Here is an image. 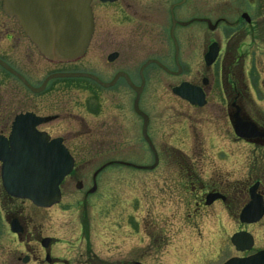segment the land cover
<instances>
[{"label": "flooded vegetation", "instance_id": "af4514ba", "mask_svg": "<svg viewBox=\"0 0 264 264\" xmlns=\"http://www.w3.org/2000/svg\"><path fill=\"white\" fill-rule=\"evenodd\" d=\"M4 1L0 0V139L9 143V146L17 119L24 117L21 131L45 134L50 142L61 139L70 150L69 139L66 134L57 135V126L70 120L71 116L75 120V114L71 115V110L59 111L62 99L53 92L57 90L60 94L82 90L87 95L84 109L89 115L97 117V120L91 122L84 117L77 119L76 124L88 128L86 139L91 146L105 147L112 141L105 132L112 129L117 133L122 129L121 111L125 110L141 120L140 142L150 149L143 134L144 119L134 107L136 88L141 89L139 110L148 118L146 133L150 143L155 149L168 148L170 154L181 156L183 151L171 141L178 136V132L167 131L161 135L160 140L151 133L150 126L154 117L151 111L155 107L154 100L159 101L160 97L154 89L161 87L170 95V86L162 80L164 75L166 79L171 78L177 82L173 89L183 83H190L205 95L206 103L203 107L194 106L176 96L190 110L197 111L196 116L191 118L181 115L183 121L195 117L198 125H210L212 118L219 120L222 123L220 135L227 141L246 144L264 154V120L252 118L246 104L251 96V85L246 73L248 56L244 50L249 46L245 45L248 37L259 42L254 44L256 48L262 47L264 0H87L90 2L93 19L92 38L85 54L68 63H56L45 58L21 28L17 18L5 11ZM213 45L217 46L218 55L216 61L209 66L205 58ZM139 53L148 54V59L141 65L138 61ZM148 61L158 62L160 65L153 63L143 70ZM192 62L195 64L194 68L189 66ZM77 75L85 77H57ZM104 99L110 102L105 105ZM112 109L115 113H110L107 118L105 113ZM203 111L207 116L198 117ZM236 116L244 122L253 123L262 137H238L234 128ZM190 132L188 127L179 134L180 139H183L181 144L185 147L192 142L193 134ZM197 136L195 140L198 142L204 138L199 134ZM198 148L195 146V152ZM168 157L176 160L170 155ZM181 157L189 158L184 154ZM198 160H203V157ZM258 160L264 161V157ZM262 167L264 171V162ZM1 169L0 163L2 186ZM192 178L184 177L181 180L185 188L192 187L190 192L196 194L204 185L201 177L200 180L194 178V182ZM187 180L190 182L186 184ZM260 186L257 193L264 201V191ZM216 194L222 198L207 206V196ZM5 196L11 203L21 201L6 193ZM219 202L229 212L234 210L228 195L215 189L206 194L202 207H213ZM248 202L239 210L238 222L246 227L258 226L264 222V214L259 222L253 224H243L239 220ZM28 203L31 212L48 210ZM2 210H11L10 205L5 204ZM13 213L0 217V230L2 225L7 224L11 231L12 221L16 220L21 232L14 234L11 231V234L19 240L29 238V243L34 242V247L35 244L38 247H30L28 250L25 248L26 253L22 252L12 260L10 257L2 259L6 262L1 264H60L59 259L52 254L56 239L44 235L41 224L34 221L25 223L21 213ZM237 233L249 234L253 245L243 253L232 245L237 256L231 258L246 259L264 253V248H259L256 237L250 231L240 229L232 236Z\"/></svg>", "mask_w": 264, "mask_h": 264}, {"label": "rangeland", "instance_id": "374dc122", "mask_svg": "<svg viewBox=\"0 0 264 264\" xmlns=\"http://www.w3.org/2000/svg\"><path fill=\"white\" fill-rule=\"evenodd\" d=\"M255 43L259 42L250 37L245 40V45H249L244 49L248 56L246 73L251 85L246 104L250 116L263 121L264 40L261 48H256ZM147 56L139 53L140 65ZM189 66L194 68V62ZM162 80L171 89L177 84L164 75ZM171 89L170 95L161 87L154 89L160 97L159 101L154 100L151 111L154 116L151 133L160 140L167 131L180 134L189 127L193 143L188 147L181 144L183 139L179 134L171 141L185 156L195 160L160 148L156 149L159 165L152 171L120 166L121 163L134 167L154 164L153 154L140 142L141 120L122 110V129L117 133L112 129L105 132L112 141L105 147L91 146L86 139L88 128L76 124L77 119L84 117L91 122L97 120L84 109L86 93L71 90L59 94L55 90L53 94L62 99L59 111L71 110V115L75 114V120L71 116L57 126V135L66 134L76 159L75 170L62 185V202L48 210L31 212L28 202L11 203L0 184V217L19 212L25 223L41 224L44 235L56 239L52 254L60 264H224L228 258L237 256L230 237L240 229L254 234L259 248H264V222L246 227L237 218L239 210L248 202V189L258 181L264 191V161L258 160L264 154L246 144L227 141L220 135L219 120L212 118L210 125H198L195 117L183 121L181 115L191 118L197 111L179 101ZM108 102L103 100L105 105ZM110 113L115 110L106 112L107 118ZM206 116L203 111L198 117ZM198 134L204 137L199 142L195 140ZM195 146L199 147L197 152ZM199 157L203 160H198ZM109 163L114 165L99 174L94 183V174ZM184 177H193V182L194 178L201 177L204 186L196 194L190 192L193 188L184 187L181 180ZM79 182L84 185L82 190L76 188ZM95 184L97 190L91 195L89 192ZM211 189L227 194L234 210L229 212L221 202L202 207ZM5 204L11 210L3 211ZM28 239H17L7 224L2 225L0 264L6 262L2 259L12 260L34 247V242L29 243Z\"/></svg>", "mask_w": 264, "mask_h": 264}, {"label": "water", "instance_id": "95a60500", "mask_svg": "<svg viewBox=\"0 0 264 264\" xmlns=\"http://www.w3.org/2000/svg\"><path fill=\"white\" fill-rule=\"evenodd\" d=\"M5 11L15 16L20 26L36 45L41 54L56 63H68L81 58L92 38L93 19L90 2L87 0H5ZM246 18V15H244ZM217 49L212 47L206 57L208 65L216 60ZM178 56V53H176ZM148 62L145 70L150 64ZM174 94L196 106L205 105V97L201 89L190 84H183L173 90ZM140 90L134 102L136 112L144 118L143 134L148 140L156 158L151 167H134L132 164L122 165L141 171L153 170L159 160L155 148L147 138L148 118L139 110ZM25 119L19 118L10 138V144L0 139V162L2 163V182L6 193L14 198L30 200L41 208H51L61 201L60 185L74 169V158L62 144V140L49 142L44 134L33 131H21ZM235 132L242 139L260 138L262 135L249 122L242 121L236 116ZM103 166L94 174V183L98 175L109 165ZM77 190L83 189L79 182ZM258 185L251 189V203L243 210L240 220L243 223H256L264 213V202L256 195ZM97 190L96 184L89 194ZM218 195L208 196L207 205L218 199ZM13 232H19L18 222L12 226ZM251 242L248 235L241 233L232 238L237 250L245 242ZM261 255L245 260L232 259L226 264H254L258 263Z\"/></svg>", "mask_w": 264, "mask_h": 264}, {"label": "bare ground", "instance_id": "6f19581e", "mask_svg": "<svg viewBox=\"0 0 264 264\" xmlns=\"http://www.w3.org/2000/svg\"><path fill=\"white\" fill-rule=\"evenodd\" d=\"M231 238V237H230Z\"/></svg>", "mask_w": 264, "mask_h": 264}]
</instances>
